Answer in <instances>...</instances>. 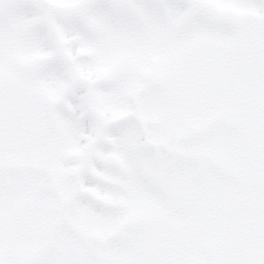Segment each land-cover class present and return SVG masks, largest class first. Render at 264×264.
Instances as JSON below:
<instances>
[{
	"label": "clouds",
	"instance_id": "clouds-1",
	"mask_svg": "<svg viewBox=\"0 0 264 264\" xmlns=\"http://www.w3.org/2000/svg\"><path fill=\"white\" fill-rule=\"evenodd\" d=\"M0 264H264V0H0Z\"/></svg>",
	"mask_w": 264,
	"mask_h": 264
}]
</instances>
